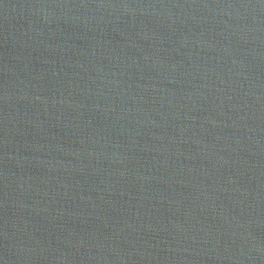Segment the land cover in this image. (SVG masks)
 <instances>
[{
  "label": "water",
  "instance_id": "obj_1",
  "mask_svg": "<svg viewBox=\"0 0 264 264\" xmlns=\"http://www.w3.org/2000/svg\"><path fill=\"white\" fill-rule=\"evenodd\" d=\"M0 264H264V0H0Z\"/></svg>",
  "mask_w": 264,
  "mask_h": 264
}]
</instances>
